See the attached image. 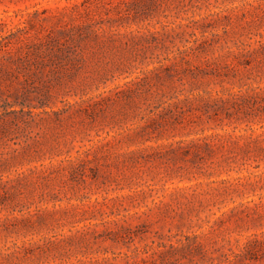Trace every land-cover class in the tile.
I'll return each instance as SVG.
<instances>
[{"label": "rangeland", "instance_id": "1", "mask_svg": "<svg viewBox=\"0 0 264 264\" xmlns=\"http://www.w3.org/2000/svg\"><path fill=\"white\" fill-rule=\"evenodd\" d=\"M0 264H264V0H0Z\"/></svg>", "mask_w": 264, "mask_h": 264}]
</instances>
